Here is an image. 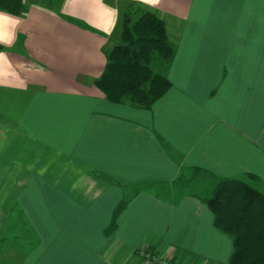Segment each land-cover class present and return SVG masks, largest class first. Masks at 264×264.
<instances>
[{
  "label": "crops",
  "instance_id": "1",
  "mask_svg": "<svg viewBox=\"0 0 264 264\" xmlns=\"http://www.w3.org/2000/svg\"><path fill=\"white\" fill-rule=\"evenodd\" d=\"M138 4L176 46L150 109L94 85ZM0 14V264H144L147 247L228 264L232 240L193 190L211 185L174 182L198 167L253 175L264 193V0H28Z\"/></svg>",
  "mask_w": 264,
  "mask_h": 264
},
{
  "label": "trees",
  "instance_id": "2",
  "mask_svg": "<svg viewBox=\"0 0 264 264\" xmlns=\"http://www.w3.org/2000/svg\"><path fill=\"white\" fill-rule=\"evenodd\" d=\"M27 1L0 0V10L19 15L26 11ZM175 53L176 46L169 40L166 24L157 11L132 5L122 18L120 43L108 52L104 70L94 85L110 102L150 109L172 86L168 71ZM255 178L250 174L220 178L195 167L182 172L174 182L181 189L211 185L209 190L192 189L212 212L214 226L232 240L228 264H264V193L252 184ZM125 206L122 200L115 207L108 232L116 226ZM145 249L157 255L152 247Z\"/></svg>",
  "mask_w": 264,
  "mask_h": 264
},
{
  "label": "built area",
  "instance_id": "3",
  "mask_svg": "<svg viewBox=\"0 0 264 264\" xmlns=\"http://www.w3.org/2000/svg\"><path fill=\"white\" fill-rule=\"evenodd\" d=\"M139 252L145 264H172L168 258L161 257L158 254L153 255L145 248L139 250Z\"/></svg>",
  "mask_w": 264,
  "mask_h": 264
},
{
  "label": "clouds",
  "instance_id": "4",
  "mask_svg": "<svg viewBox=\"0 0 264 264\" xmlns=\"http://www.w3.org/2000/svg\"><path fill=\"white\" fill-rule=\"evenodd\" d=\"M145 3H152L153 0H144ZM9 20V17H7L4 14H0V43H7L8 41L5 40V33L3 31V25L7 24Z\"/></svg>",
  "mask_w": 264,
  "mask_h": 264
},
{
  "label": "rangeland",
  "instance_id": "5",
  "mask_svg": "<svg viewBox=\"0 0 264 264\" xmlns=\"http://www.w3.org/2000/svg\"><path fill=\"white\" fill-rule=\"evenodd\" d=\"M133 18H134V16H133ZM3 238L2 237H0V244L1 243H3V241H1ZM142 249H144V248H142ZM141 250V249H140ZM140 255V252H139V254H138V256ZM141 256V255H140ZM139 256V257H140ZM164 258H166V257H164ZM169 260H171V258H168ZM172 261V260H171ZM143 262V261H142ZM144 263V262H143ZM172 264H181V263H178L177 261H173V262H171ZM145 264V263H144Z\"/></svg>",
  "mask_w": 264,
  "mask_h": 264
},
{
  "label": "snow or ice",
  "instance_id": "6",
  "mask_svg": "<svg viewBox=\"0 0 264 264\" xmlns=\"http://www.w3.org/2000/svg\"><path fill=\"white\" fill-rule=\"evenodd\" d=\"M153 2H155V0H153Z\"/></svg>",
  "mask_w": 264,
  "mask_h": 264
}]
</instances>
